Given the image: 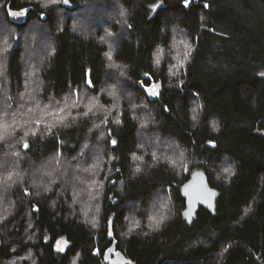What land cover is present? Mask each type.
<instances>
[{
    "label": "trees",
    "instance_id": "trees-1",
    "mask_svg": "<svg viewBox=\"0 0 264 264\" xmlns=\"http://www.w3.org/2000/svg\"><path fill=\"white\" fill-rule=\"evenodd\" d=\"M60 1L0 0V264H264V0ZM197 171L219 196L187 224Z\"/></svg>",
    "mask_w": 264,
    "mask_h": 264
},
{
    "label": "rangeland",
    "instance_id": "rangeland-1",
    "mask_svg": "<svg viewBox=\"0 0 264 264\" xmlns=\"http://www.w3.org/2000/svg\"><path fill=\"white\" fill-rule=\"evenodd\" d=\"M41 4H45V6H49V7H56L58 2H61L60 0H40ZM63 3V2H62ZM89 5V4H88ZM89 7V6H88ZM90 15L95 13V10H89L88 11ZM27 13V11H26ZM26 13L24 14V17L26 15ZM98 13V12H97ZM91 17L86 16L85 18H83L82 20H78L77 18H74L73 20V28L75 31H78V33H84L87 30L88 33L92 32V28L91 26H93L92 21L90 20ZM99 21V20H98ZM109 21H113V18L111 17ZM63 23V22H62ZM41 26L39 24L36 23H32L27 27V35L25 37H27L26 39L30 40L29 42H27V45H29V47L27 46V52L25 53L24 56V61L23 64L26 68V71L28 73H26V79H25V83H26V87L27 90H29V93H33L35 91V87L32 84V74L35 72V69L38 68V64L40 63V59L41 56L45 53L48 55L49 52H51V48H50V43L48 41L42 40L41 39V35L43 33V31H40ZM109 30L107 27H105L104 31H102L101 33V40H108L112 38V35L109 33ZM9 31V30H8ZM6 31V28L4 27L3 22H0V33H4L6 35H4L1 39H0V49H3L2 46H6L5 49H10L13 45H14V41H16L19 38V33H15L13 30L11 31ZM6 32V33H5ZM93 33V32H92ZM24 37H22L23 39ZM112 44L114 43H108L107 45L111 48ZM178 49V48H177ZM109 59H111L110 53L107 54L106 56ZM2 57H0V74L2 72L3 69V62H1ZM32 60V61H31ZM110 62V61H109ZM35 63V64H34ZM114 64H109V68H114L115 66H113ZM36 74V73H35ZM1 76V75H0ZM33 86V87H32ZM33 88V89H32ZM157 89L156 87L152 88V92H156ZM73 102L74 98H69L67 100V102ZM96 106V104H95ZM101 106H99L98 108H100ZM4 130V125L3 123L0 122V131ZM143 140V139H142ZM98 158V157H97ZM96 158V159H97ZM98 160V159H97ZM49 169L48 165L45 163L44 165H42L39 168V171L42 172L44 170ZM91 175L89 174V171H86V175L90 177L89 184L91 186H95L94 184L95 182V178L100 176V170L97 167L91 166ZM96 174V175H95ZM91 180V181H90ZM53 183H56V181H54ZM67 247V244L64 240H60L58 241L57 245H56V249L59 251H64ZM10 264H18L16 262L10 263Z\"/></svg>",
    "mask_w": 264,
    "mask_h": 264
},
{
    "label": "water",
    "instance_id": "water-1",
    "mask_svg": "<svg viewBox=\"0 0 264 264\" xmlns=\"http://www.w3.org/2000/svg\"><path fill=\"white\" fill-rule=\"evenodd\" d=\"M65 8H74L69 2L62 3ZM9 17L14 24H23L25 21L24 15L12 16L11 12H20L17 10H8ZM182 197L185 200V210L183 212V219L187 224H191L200 208L214 213L216 201L219 193L210 187L206 175L197 171L194 172L189 180L181 188ZM122 259L114 260L112 264H122Z\"/></svg>",
    "mask_w": 264,
    "mask_h": 264
},
{
    "label": "snow or ice",
    "instance_id": "snow-or-ice-1",
    "mask_svg": "<svg viewBox=\"0 0 264 264\" xmlns=\"http://www.w3.org/2000/svg\"><path fill=\"white\" fill-rule=\"evenodd\" d=\"M67 2H68V0H64V3H67ZM184 3H185V6L187 7L190 3V0H184ZM26 11H27V9L21 10L20 12H11L10 15H12V16L24 15L26 13ZM261 75H264V73H261ZM84 115H87V112L84 113ZM193 119H195V117H193ZM37 123H39V121H37ZM112 143L115 144L116 141L113 140ZM24 146L28 147L27 144H25ZM245 214H247V210H245Z\"/></svg>",
    "mask_w": 264,
    "mask_h": 264
}]
</instances>
